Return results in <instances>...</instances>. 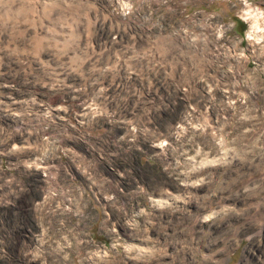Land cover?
<instances>
[{"label":"rangeland","instance_id":"374dc122","mask_svg":"<svg viewBox=\"0 0 264 264\" xmlns=\"http://www.w3.org/2000/svg\"><path fill=\"white\" fill-rule=\"evenodd\" d=\"M0 264H264V0H0Z\"/></svg>","mask_w":264,"mask_h":264},{"label":"trees","instance_id":"16d2710c","mask_svg":"<svg viewBox=\"0 0 264 264\" xmlns=\"http://www.w3.org/2000/svg\"><path fill=\"white\" fill-rule=\"evenodd\" d=\"M244 29V28H243Z\"/></svg>","mask_w":264,"mask_h":264}]
</instances>
